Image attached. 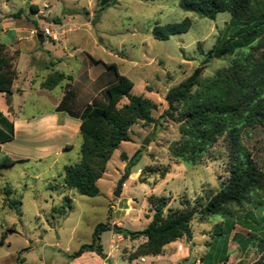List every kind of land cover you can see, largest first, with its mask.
<instances>
[{
  "label": "rangeland",
  "instance_id": "obj_1",
  "mask_svg": "<svg viewBox=\"0 0 264 264\" xmlns=\"http://www.w3.org/2000/svg\"><path fill=\"white\" fill-rule=\"evenodd\" d=\"M30 1L37 7L36 12L27 10ZM3 14H18L17 18L6 17L9 22L33 21L41 31L51 26L60 32L58 42L47 44V52L18 58L16 71L20 82L35 78L38 83L52 73L68 76L53 90L45 91L53 102L66 84V92L73 100L77 98V103H62L61 113L83 114L90 106L103 108L104 89L117 81L115 71L133 82L131 94L149 99L156 108L151 111L155 122L134 124L129 142L121 143L112 153L97 183L99 194L93 198L63 187V167L79 160V131L72 137L53 136L52 141L36 145L22 143L20 131L8 149L28 161L0 168V264H194L215 252L214 246L220 243L212 232L221 222L219 217L195 216L192 237L166 245L156 257L137 256L145 240L124 238L118 229L145 228L153 214L151 196L168 198L164 209L167 214L181 209L184 200L190 206L204 204L226 179L222 141L201 163L189 166L175 161L169 157L168 146L179 137L177 125L160 116L167 107V91L191 75L204 58L203 53L234 33L229 25L230 14L219 13L213 21L199 18L181 10L179 0H0L1 25ZM185 18L191 20L188 32L172 35L166 41L153 38L155 25L180 23ZM230 60L231 55L210 60L201 79L212 76ZM126 102L123 99L121 103ZM24 104L22 116L30 117L51 110L54 103ZM65 140L68 143L60 150ZM144 140L146 145L142 144ZM153 167H168V173L160 179L149 173ZM122 177L121 193L115 198L113 192ZM4 187L13 190L9 198L20 202L16 210L3 201ZM64 197L71 199L66 214H54ZM259 216L256 229L236 224L228 237L227 264H264V211ZM99 223L109 227L100 237L102 257L90 250L83 253V258L70 259L82 245L91 244L94 227ZM10 227L15 231L8 232ZM236 233L243 238L254 236L246 241V250L239 248Z\"/></svg>",
  "mask_w": 264,
  "mask_h": 264
},
{
  "label": "trees",
  "instance_id": "obj_2",
  "mask_svg": "<svg viewBox=\"0 0 264 264\" xmlns=\"http://www.w3.org/2000/svg\"><path fill=\"white\" fill-rule=\"evenodd\" d=\"M179 7L211 21L217 14L228 12L234 33L203 53L204 58L191 75L167 91L164 98L167 107L160 118L176 124L179 135L169 144L168 154L171 159L192 166L201 163L222 141L226 150L227 177L204 204L196 202L190 206L189 201L184 200L181 209L169 210L167 214L164 209L168 198L151 196L149 204L153 214L147 226L138 231L120 228L118 233L130 240H145L138 247L137 256L156 257L166 245L192 237L191 222L195 216L219 217L221 222L214 225L212 234L220 246H214L215 252L200 261L202 264H227L228 237L236 224L251 230L264 211V0H179ZM36 8L30 5L32 12H36ZM190 27L191 20L185 18L180 23L155 25L152 35L158 41H166L172 35L188 32ZM36 33L42 36L38 27ZM2 48L0 46V93L9 95L18 76L14 66L18 53L8 55ZM227 55H231V60L226 66L201 79L210 60ZM115 73L116 83L104 89L106 105L103 108L90 106L81 116L79 160L63 167V187L80 196L93 198L99 194L97 183L112 153L121 143L129 142V130L134 124L155 122L151 116L155 105L143 96L131 94L133 82ZM63 79V74L54 73L43 88L52 89ZM123 99L127 100L124 104L121 103ZM0 137V142L13 138V124L1 113ZM19 162L22 161L4 157L0 168H9ZM149 173L163 179L168 167H153ZM3 190L6 194L3 201L9 209L16 210L20 202L9 198L13 190L9 187ZM70 204L71 199L64 197L62 206L53 213L63 216ZM7 231L15 230L10 227ZM106 231H109L108 225L97 224L91 244L82 245L70 259L90 250L102 257L99 243L101 234ZM6 236L4 233L3 238ZM235 236L241 250H246V241L254 237L243 238L237 233Z\"/></svg>",
  "mask_w": 264,
  "mask_h": 264
},
{
  "label": "crops",
  "instance_id": "obj_3",
  "mask_svg": "<svg viewBox=\"0 0 264 264\" xmlns=\"http://www.w3.org/2000/svg\"><path fill=\"white\" fill-rule=\"evenodd\" d=\"M30 5L35 4L30 1L27 10H30ZM11 16L13 17V15L10 14L2 15L4 21L2 25L0 24V46L6 51L11 52V54H13V52L18 53L14 62L15 69L17 70L16 61L18 58L26 55L31 57L42 51L47 52L46 46L52 41H47L45 38H42V36H37L36 27H38V25L36 22L27 21L26 24H18L17 22L6 21V17ZM52 75L53 73L46 78H41L38 83L35 78L28 80L24 78L21 79L22 81L20 82L19 76H17V79L11 87V93L9 95L2 92L0 93V113L8 122L13 124L12 140L0 142V161L4 157H9L13 161H28V158H24V156H14L12 151L8 149L9 144L17 140V134L20 133V131L23 133L22 143L32 145H36L40 141H52L53 136L72 137L74 133L79 131L82 112L61 113L59 110L62 103H77V98L73 100L72 95L66 92L67 85L65 84L61 87L60 96L54 98L53 102L45 93L46 90H53L69 77L64 75V79L52 89L43 88L45 81ZM43 101L54 103L51 110L39 112L37 115L30 117L22 116L24 103H42ZM58 121H60L61 124H58ZM67 143V140H65L59 149H63ZM22 147L24 148V145H22ZM23 249L28 248H22L21 250ZM84 254L76 258V260L83 258ZM70 264H72V262H70Z\"/></svg>",
  "mask_w": 264,
  "mask_h": 264
},
{
  "label": "built area",
  "instance_id": "obj_4",
  "mask_svg": "<svg viewBox=\"0 0 264 264\" xmlns=\"http://www.w3.org/2000/svg\"><path fill=\"white\" fill-rule=\"evenodd\" d=\"M42 35L46 37V39L51 40L52 42H58L60 32L55 30L51 26L44 27L42 30ZM194 264H202L200 260L196 261Z\"/></svg>",
  "mask_w": 264,
  "mask_h": 264
},
{
  "label": "water",
  "instance_id": "obj_5",
  "mask_svg": "<svg viewBox=\"0 0 264 264\" xmlns=\"http://www.w3.org/2000/svg\"><path fill=\"white\" fill-rule=\"evenodd\" d=\"M143 145H146L147 144V140H144L142 142ZM125 180V177H122L118 182H117V185H116V189L115 191L113 192V196L115 198H118L120 196V193H121V189H122V186H123V182ZM113 230H117V227H113Z\"/></svg>",
  "mask_w": 264,
  "mask_h": 264
}]
</instances>
